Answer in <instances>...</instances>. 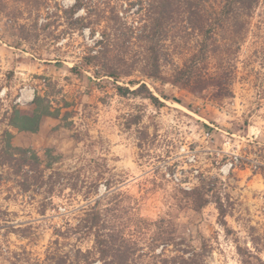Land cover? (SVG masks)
<instances>
[{
  "label": "rangeland",
  "instance_id": "obj_1",
  "mask_svg": "<svg viewBox=\"0 0 264 264\" xmlns=\"http://www.w3.org/2000/svg\"><path fill=\"white\" fill-rule=\"evenodd\" d=\"M134 1L83 0L75 17H89L92 36L66 13L77 0H0V131L4 114L31 96L62 110L50 147L37 145L39 160L10 154L0 165V264H43L50 252L90 248L72 232L98 201L126 235L174 230L172 250L203 249L208 264H264V0L239 35H218L217 52L189 85L175 70L193 39L167 43L159 79L139 68L118 82L95 77L82 58L111 8L132 23ZM132 80L160 103L146 92L121 96L117 86L134 90ZM209 188L205 207L189 204L184 192Z\"/></svg>",
  "mask_w": 264,
  "mask_h": 264
},
{
  "label": "trees",
  "instance_id": "obj_2",
  "mask_svg": "<svg viewBox=\"0 0 264 264\" xmlns=\"http://www.w3.org/2000/svg\"><path fill=\"white\" fill-rule=\"evenodd\" d=\"M261 1L136 0L130 2L126 9L129 13L131 8L137 7L132 11L133 15H137L132 23L129 15L121 16V12L111 8L110 15L105 20L108 26L102 30L101 38L94 42V46L88 50L82 62L85 66L96 69L95 77L103 74L118 82L139 68L144 76L156 80L161 77L162 64L169 56L171 46L167 43L183 42L186 46L193 39L188 49L190 54L186 64L182 68L176 67L175 70L178 81L189 85L200 75L201 65L217 52L218 35L221 32L224 36L232 33L234 38L239 35L238 30L247 26L248 18L253 15ZM82 2L83 0H77L75 6L66 13L80 26L78 28L80 31L90 28L91 35L95 36V29L88 20L89 17H75ZM136 45H141V50L135 52V61L124 67L121 63L126 59L125 54L132 52ZM113 50L120 58V60L114 58L116 63L109 61L112 60L109 54ZM80 71L78 65L71 68V72L75 74ZM129 84L138 87L132 90L130 87L118 85L117 90L121 96H139L146 92L153 102L160 103L159 98L152 94L146 84L135 80ZM34 103L41 108L42 113L62 119L61 109H54L52 113L47 112L52 104L45 97L36 95ZM16 111L17 106H14L11 113L4 114L3 122H6L7 129L0 131L1 166L8 164L10 154L24 157L30 155V158L39 160L34 149L18 147L13 143V135L8 125L12 123V116ZM45 154L51 157V150H46ZM209 189L205 193L200 189L184 193L191 199L190 205L203 208L208 204L206 194L212 188ZM217 203L218 205L220 203V215L224 219L226 210L221 202ZM106 211V208L101 206V201H98L84 209L83 215L73 227L72 234L78 241L91 240L90 248L83 250L81 247H74L65 252H50L43 264H208L203 249L172 250L180 244L174 230L160 229L150 234L145 232L139 235L136 233L126 235L118 227L115 229L116 225L108 218ZM223 223L226 224L225 220ZM150 224L148 223L149 226ZM160 247L161 250L158 251Z\"/></svg>",
  "mask_w": 264,
  "mask_h": 264
},
{
  "label": "crops",
  "instance_id": "obj_3",
  "mask_svg": "<svg viewBox=\"0 0 264 264\" xmlns=\"http://www.w3.org/2000/svg\"><path fill=\"white\" fill-rule=\"evenodd\" d=\"M35 96H31L27 104L17 106L18 111L14 113L12 123L8 125L13 135L14 145L34 150L38 147L37 145H40V148L50 147L48 146L50 132L60 125V119L53 118L48 113H42L41 108L34 103ZM54 109L50 106L47 112L52 113Z\"/></svg>",
  "mask_w": 264,
  "mask_h": 264
}]
</instances>
